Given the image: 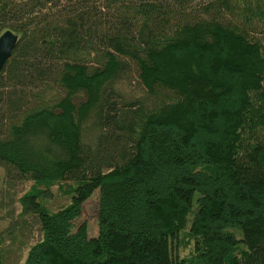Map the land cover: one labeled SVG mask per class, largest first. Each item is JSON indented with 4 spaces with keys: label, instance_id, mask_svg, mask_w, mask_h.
Masks as SVG:
<instances>
[{
    "label": "trees",
    "instance_id": "trees-1",
    "mask_svg": "<svg viewBox=\"0 0 264 264\" xmlns=\"http://www.w3.org/2000/svg\"><path fill=\"white\" fill-rule=\"evenodd\" d=\"M7 30L0 169L41 233L23 264H264V0H0ZM96 189L97 230L69 227Z\"/></svg>",
    "mask_w": 264,
    "mask_h": 264
},
{
    "label": "rangeland",
    "instance_id": "rangeland-1",
    "mask_svg": "<svg viewBox=\"0 0 264 264\" xmlns=\"http://www.w3.org/2000/svg\"><path fill=\"white\" fill-rule=\"evenodd\" d=\"M136 74L133 71L129 77L127 91L129 94L133 92L138 94ZM32 185L31 182H14L9 183L2 170L0 169V233L6 232V230H12V234L3 235V243L0 245H7L9 251L3 256L5 264H23L26 257L28 247L35 244L41 239V233L39 231V224L33 217L25 218V222L17 223V216L20 213L21 207L19 205V198L23 196ZM65 186V185H64ZM97 200L98 190H94L90 197L84 201L82 205V213L78 219L71 223L70 226L87 225L88 233H92L97 230ZM45 206L51 210L56 211L63 208L70 203L69 196L61 194L57 187L51 188V196L44 200ZM182 236V235H181ZM182 241L179 242L178 252L181 256H186L191 250V244L182 237Z\"/></svg>",
    "mask_w": 264,
    "mask_h": 264
},
{
    "label": "water",
    "instance_id": "water-1",
    "mask_svg": "<svg viewBox=\"0 0 264 264\" xmlns=\"http://www.w3.org/2000/svg\"><path fill=\"white\" fill-rule=\"evenodd\" d=\"M17 41L18 36L10 30L5 31L0 35V71L11 58L17 45Z\"/></svg>",
    "mask_w": 264,
    "mask_h": 264
}]
</instances>
